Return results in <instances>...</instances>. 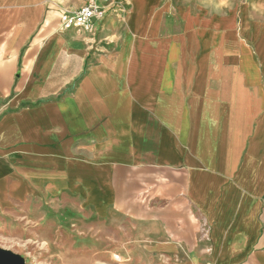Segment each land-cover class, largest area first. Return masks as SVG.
<instances>
[{"label":"crops","instance_id":"crops-1","mask_svg":"<svg viewBox=\"0 0 264 264\" xmlns=\"http://www.w3.org/2000/svg\"><path fill=\"white\" fill-rule=\"evenodd\" d=\"M80 5L0 0V210L111 196L161 264H264V55L166 0L144 35L113 8L63 28Z\"/></svg>","mask_w":264,"mask_h":264},{"label":"rangeland","instance_id":"rangeland-1","mask_svg":"<svg viewBox=\"0 0 264 264\" xmlns=\"http://www.w3.org/2000/svg\"><path fill=\"white\" fill-rule=\"evenodd\" d=\"M88 1L70 0V3H81V8ZM166 2L190 7L194 15L202 13L225 19L226 38L243 54L245 67H257L252 56L257 53L256 46L264 55V0ZM95 4L104 11L113 8L126 27L144 35L146 22L158 0H103L102 5ZM108 200V204L94 197L80 201L76 194L63 192L6 206L0 210V250L11 252L23 264H161L156 254L142 251L136 241L135 222L112 219L108 214L111 196Z\"/></svg>","mask_w":264,"mask_h":264},{"label":"built area","instance_id":"built-area-1","mask_svg":"<svg viewBox=\"0 0 264 264\" xmlns=\"http://www.w3.org/2000/svg\"><path fill=\"white\" fill-rule=\"evenodd\" d=\"M95 0L88 1L74 13H65L62 17V27H83L88 26L89 22L94 18H101L104 15V10L95 4Z\"/></svg>","mask_w":264,"mask_h":264},{"label":"water","instance_id":"water-1","mask_svg":"<svg viewBox=\"0 0 264 264\" xmlns=\"http://www.w3.org/2000/svg\"><path fill=\"white\" fill-rule=\"evenodd\" d=\"M0 264H23V263L11 252L0 250Z\"/></svg>","mask_w":264,"mask_h":264},{"label":"bare ground","instance_id":"bare-ground-1","mask_svg":"<svg viewBox=\"0 0 264 264\" xmlns=\"http://www.w3.org/2000/svg\"><path fill=\"white\" fill-rule=\"evenodd\" d=\"M95 1H96V3H98L97 0H95ZM133 19H134V18H133ZM131 20H132V19H131ZM130 35H131V34H129V36H130ZM128 40H129V39H128Z\"/></svg>","mask_w":264,"mask_h":264}]
</instances>
